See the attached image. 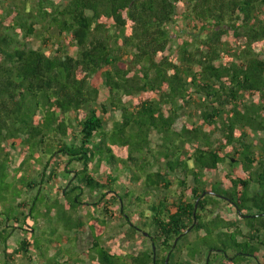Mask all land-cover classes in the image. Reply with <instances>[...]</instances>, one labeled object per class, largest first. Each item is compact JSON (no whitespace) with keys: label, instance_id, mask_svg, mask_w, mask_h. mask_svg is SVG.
I'll list each match as a JSON object with an SVG mask.
<instances>
[{"label":"trees","instance_id":"obj_1","mask_svg":"<svg viewBox=\"0 0 264 264\" xmlns=\"http://www.w3.org/2000/svg\"><path fill=\"white\" fill-rule=\"evenodd\" d=\"M35 5L14 9L16 19L0 26L1 263L31 260L34 251L44 264H85L76 248L88 230L92 245L82 254L93 264H264V219L253 220L264 216V0ZM21 34L42 44L30 46ZM98 74L109 92L102 110L121 115L110 130L97 107ZM182 116L196 121L178 129ZM226 162L245 175L233 176L230 190L209 177ZM105 164L110 173L96 177ZM125 170L155 201L125 186ZM173 177L182 189L171 203ZM58 178L63 185L48 192ZM21 184L35 194L25 199ZM86 189L99 197L87 201ZM225 199L239 216L251 215L248 233L224 222L217 208ZM84 205L94 209L86 218ZM112 206L133 232L154 230L151 248L123 255L106 247ZM41 219L50 223L47 235L38 231ZM62 230L65 247L51 255Z\"/></svg>","mask_w":264,"mask_h":264},{"label":"rangeland","instance_id":"obj_2","mask_svg":"<svg viewBox=\"0 0 264 264\" xmlns=\"http://www.w3.org/2000/svg\"><path fill=\"white\" fill-rule=\"evenodd\" d=\"M26 2V4H25ZM37 3V0H0V26H3V23L5 24H9L10 22L7 21L8 19H16L15 16L13 15V11L14 9L16 10H22L24 5L27 8L36 6L35 4ZM31 10V9H30ZM184 8L180 7L179 8V12H183ZM180 23H183L182 21ZM184 26V24H182ZM182 26V27H183ZM37 28V31L41 30L40 26H35ZM20 39L21 41H26L27 43H29L30 46L33 47H39L42 42L40 40V38L36 37V36H28L27 38L23 37V34L20 35ZM53 41L55 40L56 42V37L53 36L51 38ZM52 42V41H51ZM52 43H49V45H51ZM176 43L172 42L170 44V49L168 50V53H170L171 51H176ZM70 52L73 55H76L77 53V49L74 47H70L69 48ZM94 84L98 85L100 88V97H99V105H97L98 110L100 111V115L104 117L105 120V126L106 129L110 130L113 126L114 121L119 120L120 119V112L117 111H113L110 108H107L105 110H102L101 104L105 103L107 105V98H108V89H106L103 84H102V78L101 75L98 74L95 78H94ZM125 100H129V97H125ZM183 118L180 119L178 121V123L176 124V128H180L183 123L186 120H191V121H196L195 118L191 117L188 118L187 116H182ZM215 136L218 137V135L216 134ZM256 138H260L261 134L260 133H256ZM157 140H155L156 142ZM157 143V142H156ZM23 151V148L19 145L17 148V152L15 151V164L18 166L20 165V162L22 161V156L21 153ZM155 151V150H154ZM64 159V158H63ZM93 169L95 170V165L92 166ZM76 168V167H75ZM77 168H81V166H78ZM63 170V168H62ZM110 167L108 164L103 165L100 169H98V171L96 173V177L100 178V176L104 177V173L109 172L110 173ZM232 169L229 165V162L223 163L219 166L218 169L213 170L209 173V177L217 182H220L222 187L226 190H230L231 189V178L233 176H243L244 172L242 169ZM126 171V173H125ZM122 171L121 174L123 176V183L125 184L126 187H130V189H133L135 191H137L138 193H145V189H143L140 186V182L138 181H132L131 179H127L128 177V171L125 170ZM34 175L37 174L35 168H30L28 173H32ZM99 172H101L99 174ZM173 180V184L171 186L170 189V196L172 197V201L176 200L177 194L180 192V190L182 189L179 184L177 183V179L175 177L172 178ZM63 185L62 181L60 178L56 179L54 182H52V184L48 187H46V190L48 192H54V194H56V190L60 189V187ZM21 189L23 192V197L25 199H29L30 197H32L31 195H34L36 192V189L34 190H29V188L26 186V184H21ZM44 188V186H43ZM100 193L98 192H93L91 193L90 189H86L84 194H83V198L86 199L87 201H95V199L97 197H99ZM145 195V194H144ZM110 197V196H109ZM142 198L144 196H141ZM105 200H108L107 198H105ZM18 200L15 201V203H17ZM138 203V202H136ZM102 205V203H101ZM133 209V206L131 207ZM112 209L114 210V214L112 216V218L108 219L109 220V229L108 232L105 235L104 238V244L106 245V247H108L109 249H111L113 252H118L119 254H126V253H138L141 249H147V248H151L152 242H151V238L149 237V232H154L153 229H144L145 232H147V235H144L142 232L138 231L136 234H132V232L130 231V226L129 224L125 221L124 216L121 215L119 213V209L118 206H112ZM217 210L219 211V213L222 215V217L225 219L224 222L228 223V222H233L232 224V231H236L237 232V228L241 229L243 234L248 233V228L246 226L247 220L248 218L251 216L250 214H245L244 216H239L236 212V207L229 203V202H225V201H221ZM86 211H90L91 213L94 212V209L91 205H84L81 207L80 209V214L86 218ZM253 219V218H252ZM262 219H264V216L261 217H257L253 220H255L256 222H261ZM135 223H139L138 219L134 218ZM140 225L142 226V222L140 223ZM50 226V223L46 220V219H41V224L38 226V231L39 233L44 232V230H46L48 227ZM49 231L44 232L46 233V235L48 234ZM63 233V234H62ZM66 234L65 231L60 232V238L59 240L56 242L55 240H57V236L52 237L54 239V241L51 243V250H50V254L53 255L56 252V249H58L56 246L60 245L61 249L64 248V244L66 243ZM236 234L234 233V236ZM81 239L78 240L79 242V246L78 248H76L80 255L81 258L85 260V264H93V262L91 261V258L89 256H87L86 254H82V250H86L92 245L91 244V237H90V232L87 230L85 232L81 233ZM144 236H146L147 238H145ZM16 237L21 238L22 235H19V232L16 233ZM240 239L242 238L241 236H239ZM195 235L191 234L190 235V239H194ZM225 239V238H224ZM14 241L12 242V246L16 245L15 241L16 238L13 239ZM155 249V246H154ZM32 258L31 260L26 259V258H22L21 256H16V258H14V261L18 264H44L43 259H41V257L39 256L38 252H32ZM183 259H188V253L187 251H184L183 253ZM4 257L3 254V248L0 246V264L2 259ZM251 261H253L252 264H259L258 262H256L254 259ZM259 261L262 262L264 261V250H262L259 254ZM30 262V263H29ZM75 264V263H72ZM77 264H82V263H77Z\"/></svg>","mask_w":264,"mask_h":264},{"label":"crops","instance_id":"obj_3","mask_svg":"<svg viewBox=\"0 0 264 264\" xmlns=\"http://www.w3.org/2000/svg\"><path fill=\"white\" fill-rule=\"evenodd\" d=\"M142 193H140V195H141ZM149 199L150 201H155V196L153 197V196H151V197H149L148 195H146V193H145V195H144V197H143V199ZM151 198V199H150ZM148 201V200H147ZM169 201L171 202V203H174L175 201H172V197L170 196L169 197ZM226 202V201H225ZM173 210H175V208L173 209ZM135 219H138V221H139V225H140V223H141V221L143 220V218L141 217V216H137ZM130 231L132 232V234H136L137 232H133L131 229H130ZM108 232V231H107ZM144 235H147L148 233L147 232H142ZM147 233V234H146ZM106 235V234H105ZM145 238H147L146 236H144ZM104 238H105V236H104ZM142 250H145V249H141L140 251H142ZM139 251V252H140ZM126 254H134V253H126ZM136 254V253H135ZM124 255V254H123ZM183 256V255H182Z\"/></svg>","mask_w":264,"mask_h":264},{"label":"flooded vegetation","instance_id":"obj_4","mask_svg":"<svg viewBox=\"0 0 264 264\" xmlns=\"http://www.w3.org/2000/svg\"><path fill=\"white\" fill-rule=\"evenodd\" d=\"M225 200H226V202H229V203H231V202H230V200H227V199H225ZM254 259H255V258H254ZM249 264H250V261H249Z\"/></svg>","mask_w":264,"mask_h":264},{"label":"water","instance_id":"obj_5","mask_svg":"<svg viewBox=\"0 0 264 264\" xmlns=\"http://www.w3.org/2000/svg\"><path fill=\"white\" fill-rule=\"evenodd\" d=\"M198 204H196V208H197ZM168 264V263H167Z\"/></svg>","mask_w":264,"mask_h":264}]
</instances>
